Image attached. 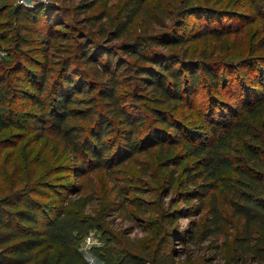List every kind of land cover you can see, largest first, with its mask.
<instances>
[{"label":"trees","instance_id":"1","mask_svg":"<svg viewBox=\"0 0 264 264\" xmlns=\"http://www.w3.org/2000/svg\"><path fill=\"white\" fill-rule=\"evenodd\" d=\"M143 4L142 0H129L122 8L124 21L119 27L124 29L131 24ZM192 26V32L200 36L206 33L202 26ZM182 39L183 36L174 31L169 36L152 38L150 46L176 45ZM119 50L133 57V61L120 58L105 44L81 42L71 56L81 61L83 71L72 66L68 57L57 63L59 69L53 75H49L51 70L47 68L49 58L45 49L41 50L42 59L38 61L22 59L17 65L22 77L16 74L15 84L10 83L9 76L0 74V131L27 127L41 136L42 130L49 129L59 142L54 152H60L61 157L67 156L64 167L76 179L95 170L116 173L134 154L158 146L165 152V158L159 162L165 177L163 188L168 190L165 196L182 182L177 171L170 170L172 164L182 163L181 154L176 153V147L180 146L191 164L182 169L186 185L179 196L185 203L208 197L206 223L201 229L199 226L189 229L174 226L180 217H190L200 206L166 207L158 197L145 198L148 191L138 184L139 177L137 181L126 180L123 186L114 187L116 197L105 210L119 211L131 206L140 211L150 207L166 228L157 244L147 249L137 239H130L126 235L128 232L106 228L102 215L80 216L72 210L61 194L66 196L77 188L80 191V185L67 186L56 199L47 202L21 189L0 198V264H88L81 246L93 230L102 232V244L89 249L97 264H174L175 241L191 243L217 236L223 215L219 209V195L239 225L235 254L262 259L264 107L248 108L246 114L219 134L208 149L188 138L181 123L168 118L157 107H180L185 94L190 95L199 86L196 73L199 69L205 71L210 84L216 85L217 75L210 66L189 67L173 56L151 51L139 40L122 44ZM132 76L134 87L151 93L156 107L138 102L132 104L120 92L119 88L133 80ZM259 80L254 79L252 85ZM12 97L25 104L23 110L9 105ZM140 109L151 114L165 130L152 127L149 133L134 138L141 133L136 127L143 124ZM78 121L83 124L79 125ZM5 141L1 139L0 143ZM142 172L152 179L148 170ZM129 193L134 196L128 198ZM145 222L149 229L150 223ZM252 234L258 236L254 238ZM252 239L258 244L252 245Z\"/></svg>","mask_w":264,"mask_h":264},{"label":"rangeland","instance_id":"2","mask_svg":"<svg viewBox=\"0 0 264 264\" xmlns=\"http://www.w3.org/2000/svg\"><path fill=\"white\" fill-rule=\"evenodd\" d=\"M128 1L27 0L22 5L19 0H0V74L9 76L10 83L15 84L16 74L22 77L17 65L24 58L30 61L42 59V49L49 58V75L55 74L59 69L57 63L68 57L72 66L83 71L81 61L71 56L81 42L105 44L120 58L132 62L134 58L125 56L119 47L139 40L151 51L173 56L189 67L210 66L217 75L218 83L210 84L205 71L197 70L199 86L190 95L185 94L180 107H157L168 118L181 123L188 138L206 148H211L219 134L233 126L248 108L264 107V0H142L140 12L123 29L119 27L124 21L122 8ZM192 25L202 26L206 33L200 36L192 32ZM174 31L183 36L180 43L150 46L152 38L169 36ZM23 67L26 69V65ZM254 79L260 80L252 85ZM134 86L135 79L119 90L132 104L138 102L156 107L151 93ZM9 101L10 106L24 109L25 104L19 98L12 97ZM140 111L143 124L136 127L141 133L134 138L149 133L152 127L165 130L151 114ZM78 124L83 123L78 121ZM36 135L27 127L0 131V140H6L0 143V198L22 189L29 191L35 199L47 202L56 199L67 186L80 185V191L77 188L66 196L61 194L67 198V205L72 210L80 216L102 215L106 228L128 232L126 235L130 239H137L147 249H152L166 225L150 207L140 211L131 206L119 211L105 210L116 197V185L123 186L126 180L137 181L139 177L138 184L148 191L147 199L158 197L166 207L200 206L190 217H180L174 226L180 229L199 226L201 229L206 223L208 197L185 203L179 196V191L186 185L182 180V169L191 164L180 146L176 147V153L181 154L182 163L179 166L172 164L170 170L172 173L177 171L182 182L165 196L168 190L163 188L165 177L159 169L165 152L158 146L134 154L116 173L95 170L76 179L64 167L67 156L61 157L60 152H54L59 142L50 130L46 128L41 136ZM4 144L8 146L4 147ZM144 170H148L153 181L143 174ZM133 196L129 193L127 197ZM218 197L223 215L217 236L191 243L175 241L177 256L174 264H264V251L259 260L235 254L239 225L230 215L223 197ZM142 219L144 221L140 222ZM145 221L151 228L148 229ZM89 234L95 246L102 244L101 231L93 230ZM250 243L256 245L258 241L252 239Z\"/></svg>","mask_w":264,"mask_h":264},{"label":"built area","instance_id":"3","mask_svg":"<svg viewBox=\"0 0 264 264\" xmlns=\"http://www.w3.org/2000/svg\"><path fill=\"white\" fill-rule=\"evenodd\" d=\"M27 0H19V4L25 5ZM94 245L92 235H88L82 242L81 249L85 252L88 264H97L95 259L89 254V249Z\"/></svg>","mask_w":264,"mask_h":264}]
</instances>
